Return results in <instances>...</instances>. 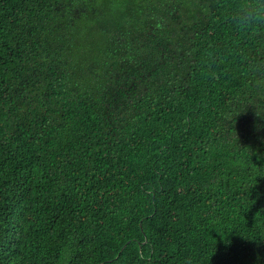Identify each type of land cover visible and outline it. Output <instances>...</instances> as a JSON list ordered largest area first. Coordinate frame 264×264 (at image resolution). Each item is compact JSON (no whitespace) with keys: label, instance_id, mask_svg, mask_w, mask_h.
Here are the masks:
<instances>
[{"label":"trees","instance_id":"obj_1","mask_svg":"<svg viewBox=\"0 0 264 264\" xmlns=\"http://www.w3.org/2000/svg\"><path fill=\"white\" fill-rule=\"evenodd\" d=\"M260 81L264 0H0V264H264Z\"/></svg>","mask_w":264,"mask_h":264},{"label":"clouds","instance_id":"obj_2","mask_svg":"<svg viewBox=\"0 0 264 264\" xmlns=\"http://www.w3.org/2000/svg\"><path fill=\"white\" fill-rule=\"evenodd\" d=\"M245 13H246V16L247 17H251L253 15V11L252 10H249V9H245ZM259 86L264 89V81H260L259 82Z\"/></svg>","mask_w":264,"mask_h":264}]
</instances>
